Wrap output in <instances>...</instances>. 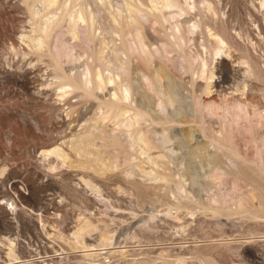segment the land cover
<instances>
[{
	"label": "rangeland",
	"instance_id": "rangeland-1",
	"mask_svg": "<svg viewBox=\"0 0 264 264\" xmlns=\"http://www.w3.org/2000/svg\"><path fill=\"white\" fill-rule=\"evenodd\" d=\"M0 264H264V0H0Z\"/></svg>",
	"mask_w": 264,
	"mask_h": 264
},
{
	"label": "bare ground",
	"instance_id": "bare-ground-1",
	"mask_svg": "<svg viewBox=\"0 0 264 264\" xmlns=\"http://www.w3.org/2000/svg\"><path fill=\"white\" fill-rule=\"evenodd\" d=\"M56 1V0H55ZM201 2V1H200ZM51 3H52V1H51ZM205 3V2H204ZM86 5V4H85ZM91 10V9H90ZM35 15H37L36 13H35ZM95 15V14H94ZM93 16V15H92ZM88 18H89V16H87ZM94 17V16H93ZM79 18L80 19H82L83 21H85V17H84V14H83V12H80V15H79ZM95 18V17H94ZM87 20H90V19H87ZM95 20V19H94ZM91 23V22H90ZM94 22L92 21V24H91V26H92V28L94 27V24H93ZM97 24V23H96ZM107 27V26H106ZM117 56H115L114 58L113 57H111L110 58V60H108L107 62H105L104 60H102V58H99V60H100V62H101V64H102V67H104V68H115V69H117V70H119V71H121L122 70V68H123V65L122 64H118V62H117ZM89 71V70H88ZM87 74V73H86ZM102 75V74H101ZM101 75H98V81L100 80H102V76ZM83 77H84V75H83ZM97 77V76H96ZM90 79V78H89ZM112 79V78H111ZM71 80V82L73 83L72 84V86H75L76 88H78V89H81L82 88V86L81 85H76V84H74V80H72V79H70ZM113 80V79H112ZM112 83V82H111ZM102 86V85H101ZM101 86H99V87H101ZM130 92H131V87L129 86V84L128 85H126L125 87H123V89H122V99H123V101H125L126 99H129L130 98ZM116 95V94H115ZM125 99V100H124ZM128 101V100H127ZM130 111V110H129ZM123 112V111H122ZM127 113H129L128 112V110H127ZM139 113V112H138ZM145 113V112H144ZM126 114V113H125ZM146 114V113H145ZM123 116V115H122ZM142 143H143V139H141L140 137H138V139L136 138V141H135V144L137 145V146H140L142 149H145L143 146H142ZM146 147V146H145ZM86 223V222H85ZM88 227V226H87ZM83 230V229H82ZM91 230H93V228L91 229ZM82 234V233H81ZM81 234H79V235H81ZM77 235V234H76ZM79 237V236H78Z\"/></svg>",
	"mask_w": 264,
	"mask_h": 264
}]
</instances>
